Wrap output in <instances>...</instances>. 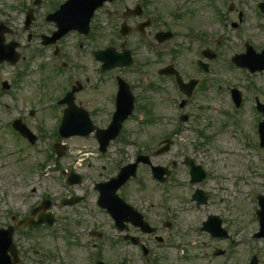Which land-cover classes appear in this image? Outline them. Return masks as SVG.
<instances>
[{
  "label": "rangeland",
  "instance_id": "rangeland-1",
  "mask_svg": "<svg viewBox=\"0 0 264 264\" xmlns=\"http://www.w3.org/2000/svg\"><path fill=\"white\" fill-rule=\"evenodd\" d=\"M43 1L56 3L59 0ZM231 1L237 3L236 0H215V6L221 14L227 13V5ZM246 1L248 3L244 8L249 11L248 18L242 21L237 29L230 25L231 21H237L236 14L224 17V23L215 18V51L218 53L215 59V93H198L188 107V111L194 112L193 115H201L196 124L193 123L195 127H207L206 133L214 132L212 142L197 146L193 133L185 131L180 143L172 147L168 154L153 160L160 163L167 160L180 162L184 156L189 155L209 170L208 177L202 183L193 184L192 187L182 184L181 187L172 189L168 195L165 205L169 206L175 215V228L173 233L166 232L170 238L166 243L168 248L164 252V264H246L251 254L256 255L258 264H264V238L252 237L258 230V221L253 219L257 209L255 192L264 194V149L257 144L258 135L254 132L261 118V114L254 108L255 97L260 101L264 100V72L244 73L237 67H230L228 63L234 52L244 51L243 40L254 45L256 51L264 45V29L258 26L262 21L250 10L257 0ZM20 3L21 0H0V21L11 25L15 33L14 39L20 43L18 51L26 55L38 41L32 35L31 40L27 42V32L23 30L24 12H19ZM199 3L204 5L197 0L194 10H198ZM240 7H243V4ZM220 36L222 38L217 43ZM9 39L11 36L6 35L5 40ZM40 61L39 57L30 61L25 78L21 79L20 89L13 91L17 96H10L1 90L0 86V228L28 215L34 205L42 199H48L51 205L46 211L56 219L58 237H52L44 229L31 231L22 227V230L15 231L13 241L25 253L22 264H87L84 261V249L72 245L70 242L74 239L67 233L77 234L76 236L83 240V225H76L83 224L82 219H85L87 224L97 221L104 231H109L107 217L103 211L93 206L92 196L95 194L94 184L99 182L102 176V164L107 166L103 169L105 175L111 173V169L107 160L95 157L93 148L96 142L92 137L88 140L65 139L63 143L67 146V153L64 156L54 160L55 155L49 152L51 157H46L47 149L51 148L52 141L55 140V131L61 115L60 112L50 110L48 102L52 95L59 94L63 84L53 89L51 84L47 83L49 80L41 79L43 73L39 72ZM18 65L23 67L21 63ZM18 69L6 64L0 66V83L15 76V70ZM218 83L219 86L223 85V88L218 89ZM157 84L159 86L158 82ZM227 86L236 87L242 92L241 112L234 110ZM48 91L51 95L41 100L43 93ZM161 96L164 101L159 98ZM174 99L175 95L168 87L166 93L154 95L156 113H161L165 120L152 126L145 124L140 132L136 130V123L132 122L130 126L135 129L136 139L146 144L153 135L164 132L172 124L175 111L171 104ZM31 109H34V112L29 115ZM20 112L25 118V124L33 131L38 130L36 133L41 136L35 150L29 148L12 128L5 127L12 119L19 117ZM136 119L142 121L140 117ZM145 119L146 117L143 121ZM149 135L151 137H148ZM134 151L135 148H132V154ZM35 156L43 163L42 168L38 169L36 164L33 165ZM70 169L80 173L82 180L79 185L66 188L64 185H67V174L63 175L62 171L68 173ZM176 169L177 176L183 181V165L179 163ZM141 174L148 183V174ZM197 188L210 192L207 202L198 207L190 202V195ZM70 189L78 195H82L84 189L89 191V200L78 205L79 208L75 211L62 206L60 202ZM147 194L148 191L138 193L140 206L146 201L144 206L149 207V203L157 199L156 196L149 199L150 195ZM153 203L149 212L153 214L157 210L160 214L156 203ZM89 210L94 214L93 219L86 214ZM172 214L169 213L167 217L172 218ZM163 215L166 217L164 212ZM208 215H218L227 220L223 227H229L231 241L211 240L207 233L198 229L200 221L205 220ZM25 232H31V235ZM64 234L67 237H64ZM173 243L180 244L181 250H175ZM228 243L230 246L227 252ZM184 247H187L188 251ZM216 248L226 249L225 254L212 255ZM183 249L184 254H181ZM123 250L124 247L118 245L113 253L106 254L105 260L116 263L121 256H125L130 264H148L145 258L138 259V253L134 249L127 255H124ZM180 256H189V259H182Z\"/></svg>",
  "mask_w": 264,
  "mask_h": 264
},
{
  "label": "flooded vegetation",
  "instance_id": "flooded-vegetation-1",
  "mask_svg": "<svg viewBox=\"0 0 264 264\" xmlns=\"http://www.w3.org/2000/svg\"><path fill=\"white\" fill-rule=\"evenodd\" d=\"M61 2L44 4L41 0L38 6L31 8L33 13L35 8L41 9L30 26L31 34L38 42L33 52L22 56V61L30 60L33 55L39 57V70L43 73L44 81L49 80L47 83L53 89L63 84L58 91L60 97L66 92H72L73 109L85 112L95 127L105 128L110 124L113 114L129 110L131 114L118 130L115 144L127 147H133L137 143L145 145L135 138V129L130 126L134 115L145 116L153 124L157 119H164L160 117L161 113H156L154 95L166 93L167 87L172 91L171 80L174 78L169 74H160L161 68L173 66L182 73L185 72L182 68L190 65L194 67V76L198 79L193 95L210 91L215 93L213 1L206 6L199 5L198 10H194L186 7L185 0H103L93 10L85 33L79 28L73 29L55 42L45 45L43 36L51 35L56 29L55 23L46 21L45 17ZM189 3H193L192 0ZM246 3V0H241V4ZM230 10L240 12L233 5H230ZM126 51L129 52L131 64L112 66L115 65L114 58V63L127 60ZM199 60L207 64V73L197 68ZM159 98L164 101V97ZM59 108L63 110V104ZM155 116L158 117L155 119ZM136 130L142 131L137 125ZM171 136L175 137L177 134H164L155 144L158 145ZM122 191L126 202L138 209L137 193L140 190L136 186H129ZM76 205L77 203L70 206V209L75 211ZM160 228H157V233ZM125 229L126 234L131 235L139 231L129 223ZM88 235L93 247L88 254L94 260L102 258V232L92 226L88 229ZM148 236L155 247H149L147 254L160 248L166 239L164 237L162 242H157L153 235ZM121 239L113 242L132 245L123 235ZM137 248L141 250V247Z\"/></svg>",
  "mask_w": 264,
  "mask_h": 264
},
{
  "label": "water",
  "instance_id": "water-1",
  "mask_svg": "<svg viewBox=\"0 0 264 264\" xmlns=\"http://www.w3.org/2000/svg\"><path fill=\"white\" fill-rule=\"evenodd\" d=\"M262 139H264V133H262ZM202 176H200L197 179H200ZM263 201H264V196L259 197L260 205H262ZM258 214L260 217V214L262 215V212L258 211ZM261 221L263 224L264 221L262 217H261ZM262 224H261V227L263 226ZM0 234H1L0 235V264H8V258L6 256V251L8 249L13 251V247L11 246V229L7 231H1ZM12 253H14V251ZM251 264H255V261H253Z\"/></svg>",
  "mask_w": 264,
  "mask_h": 264
}]
</instances>
